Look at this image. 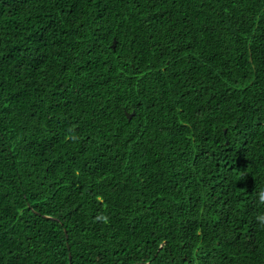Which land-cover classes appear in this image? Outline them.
<instances>
[{
  "label": "trees",
  "instance_id": "obj_1",
  "mask_svg": "<svg viewBox=\"0 0 264 264\" xmlns=\"http://www.w3.org/2000/svg\"><path fill=\"white\" fill-rule=\"evenodd\" d=\"M261 192L264 0H0V264H264Z\"/></svg>",
  "mask_w": 264,
  "mask_h": 264
},
{
  "label": "clouds",
  "instance_id": "obj_2",
  "mask_svg": "<svg viewBox=\"0 0 264 264\" xmlns=\"http://www.w3.org/2000/svg\"><path fill=\"white\" fill-rule=\"evenodd\" d=\"M260 200L261 202H264V192H261L260 194ZM257 219L260 221V223L264 224V214L259 215Z\"/></svg>",
  "mask_w": 264,
  "mask_h": 264
},
{
  "label": "water",
  "instance_id": "obj_3",
  "mask_svg": "<svg viewBox=\"0 0 264 264\" xmlns=\"http://www.w3.org/2000/svg\"><path fill=\"white\" fill-rule=\"evenodd\" d=\"M131 115H132V114L129 115V118H131ZM70 264H72V262H70Z\"/></svg>",
  "mask_w": 264,
  "mask_h": 264
}]
</instances>
